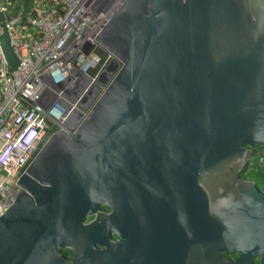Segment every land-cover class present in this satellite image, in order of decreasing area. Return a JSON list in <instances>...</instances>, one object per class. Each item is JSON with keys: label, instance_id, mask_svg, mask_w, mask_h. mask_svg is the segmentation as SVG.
<instances>
[{"label": "water", "instance_id": "95a60500", "mask_svg": "<svg viewBox=\"0 0 264 264\" xmlns=\"http://www.w3.org/2000/svg\"><path fill=\"white\" fill-rule=\"evenodd\" d=\"M92 38L121 66L19 176L0 264H264V198L239 179L264 148V0H121ZM0 46L15 70L5 28Z\"/></svg>", "mask_w": 264, "mask_h": 264}, {"label": "built area", "instance_id": "2783aa9c", "mask_svg": "<svg viewBox=\"0 0 264 264\" xmlns=\"http://www.w3.org/2000/svg\"><path fill=\"white\" fill-rule=\"evenodd\" d=\"M120 1L33 0L17 11L0 2V34L7 30L18 59L10 71L0 46V215L43 142L74 131L119 70L92 35Z\"/></svg>", "mask_w": 264, "mask_h": 264}, {"label": "flooded vegetation", "instance_id": "af4514ba", "mask_svg": "<svg viewBox=\"0 0 264 264\" xmlns=\"http://www.w3.org/2000/svg\"><path fill=\"white\" fill-rule=\"evenodd\" d=\"M261 154V155H260ZM262 158H264V148L258 151H254L253 159L247 164V166L240 172L239 179L241 181H250L253 182L258 193L264 198V164L261 162ZM101 212L108 214L111 212V208L105 206L101 208ZM94 218V216L89 217L85 222H89ZM110 241H117L120 239V235L116 231H110L109 234ZM96 249H103L104 245L99 244L96 242L95 244ZM60 255L63 256L65 261H71L75 256V251L73 248L65 247L59 249ZM229 261L234 262L239 254L238 253H230L224 254ZM261 255H255L251 258V264H261L260 262ZM66 264V262L64 263Z\"/></svg>", "mask_w": 264, "mask_h": 264}, {"label": "trees", "instance_id": "16d2710c", "mask_svg": "<svg viewBox=\"0 0 264 264\" xmlns=\"http://www.w3.org/2000/svg\"><path fill=\"white\" fill-rule=\"evenodd\" d=\"M33 0H0L2 4H4L7 9L17 11L21 7L28 9ZM100 53H104L103 50H99Z\"/></svg>", "mask_w": 264, "mask_h": 264}, {"label": "rangeland", "instance_id": "374dc122", "mask_svg": "<svg viewBox=\"0 0 264 264\" xmlns=\"http://www.w3.org/2000/svg\"><path fill=\"white\" fill-rule=\"evenodd\" d=\"M261 155V154H260Z\"/></svg>", "mask_w": 264, "mask_h": 264}]
</instances>
